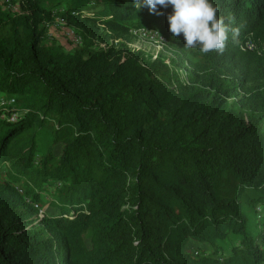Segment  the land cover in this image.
Listing matches in <instances>:
<instances>
[{"label":"trees","instance_id":"trees-1","mask_svg":"<svg viewBox=\"0 0 264 264\" xmlns=\"http://www.w3.org/2000/svg\"><path fill=\"white\" fill-rule=\"evenodd\" d=\"M211 3L223 54L184 47L171 6L0 10V264H264V0ZM56 18L72 52L44 43ZM140 28L177 59L110 44Z\"/></svg>","mask_w":264,"mask_h":264},{"label":"clouds","instance_id":"clouds-1","mask_svg":"<svg viewBox=\"0 0 264 264\" xmlns=\"http://www.w3.org/2000/svg\"><path fill=\"white\" fill-rule=\"evenodd\" d=\"M133 6L139 9L142 5L150 13L162 15L160 8L172 7L167 15L169 31L175 37L183 34L187 48H198L202 54L215 51L223 54L227 47L229 27L222 17H218L217 6L211 0H132ZM237 29H232L233 34ZM159 34V33H158Z\"/></svg>","mask_w":264,"mask_h":264},{"label":"rangeland","instance_id":"rangeland-1","mask_svg":"<svg viewBox=\"0 0 264 264\" xmlns=\"http://www.w3.org/2000/svg\"><path fill=\"white\" fill-rule=\"evenodd\" d=\"M15 4H11L10 8H7L6 4H2L0 2V10L4 13L10 12L11 14H15L18 12L19 9V1ZM8 5V4H7ZM75 35H78V33L69 25H67L65 22L61 21L60 19L56 18L55 21L48 26V34H47V40L44 41L45 44H53L57 45L64 52H72L76 46L73 45V40ZM79 36V35H78ZM119 43H124L128 48L131 50H140L143 51L147 56L155 58L157 56H160L166 60V62H169L171 60L175 61L177 59V51L174 48V46L170 45H162L157 39H151L149 37L144 36H129L124 35V37L114 41L111 40L110 44L118 45ZM104 46V44L102 45ZM177 70L181 74L182 78H186L185 69L177 65ZM236 72V71H235ZM4 97V96H3ZM60 148H55V153L59 154ZM46 200V199H45ZM47 201L43 202L42 209L43 210H50L47 206ZM264 209H261L263 211ZM85 242L87 243L88 240L85 239Z\"/></svg>","mask_w":264,"mask_h":264},{"label":"built area","instance_id":"built-area-1","mask_svg":"<svg viewBox=\"0 0 264 264\" xmlns=\"http://www.w3.org/2000/svg\"><path fill=\"white\" fill-rule=\"evenodd\" d=\"M0 2L2 4H4V5L6 4L7 8H10V6H11L9 0H0ZM61 21H63V20H61ZM130 33H131L132 36H135V37L136 36L149 37L151 39H157L162 45L167 44L166 39L162 35H160V33L157 30H145L143 28H140V29L132 30V31H130ZM81 43H82L81 38L78 35H75L74 40H73V45L77 47V46H80ZM241 49L242 50H247V51H253V50H255V46H254V44H253V42L251 40H248L246 43H244V45L241 47ZM3 103H4L3 100L0 99V105L3 104ZM19 192H20V190H19ZM257 210L259 212V216L258 217H261L260 209L258 208ZM41 215L42 214H41V211H40L39 212V216H41Z\"/></svg>","mask_w":264,"mask_h":264}]
</instances>
